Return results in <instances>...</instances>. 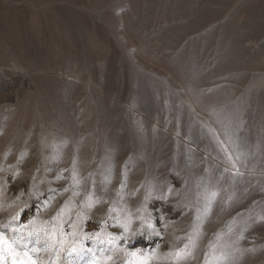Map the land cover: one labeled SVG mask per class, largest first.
<instances>
[{"label": "rangeland", "instance_id": "rangeland-1", "mask_svg": "<svg viewBox=\"0 0 264 264\" xmlns=\"http://www.w3.org/2000/svg\"><path fill=\"white\" fill-rule=\"evenodd\" d=\"M0 237V264H264V0H0Z\"/></svg>", "mask_w": 264, "mask_h": 264}, {"label": "bare ground", "instance_id": "bare-ground-1", "mask_svg": "<svg viewBox=\"0 0 264 264\" xmlns=\"http://www.w3.org/2000/svg\"><path fill=\"white\" fill-rule=\"evenodd\" d=\"M198 8V7H197ZM193 14V13H192ZM190 18V17H189ZM190 22V21H189ZM189 26V25H188ZM190 27V26H189ZM190 30V29H189ZM74 34V33H73ZM150 44V43H149ZM154 44V43H153ZM152 45V44H151ZM178 47V46H177ZM170 54V53H169ZM185 57V56H184ZM163 59V58H162ZM167 59V58H166ZM191 59H193L192 58V56H191ZM191 59H189V60H191ZM168 60V59H167ZM167 63H169V62H167ZM188 64V63H187ZM190 66V65H189ZM168 68V67H167ZM187 68V67H186ZM175 70V69H174ZM186 78V77H185Z\"/></svg>", "mask_w": 264, "mask_h": 264}, {"label": "snow or ice", "instance_id": "snow-or-ice-1", "mask_svg": "<svg viewBox=\"0 0 264 264\" xmlns=\"http://www.w3.org/2000/svg\"><path fill=\"white\" fill-rule=\"evenodd\" d=\"M2 239H3V237H0V240H2ZM28 264H35V261H31V260H30V261L28 262Z\"/></svg>", "mask_w": 264, "mask_h": 264}]
</instances>
